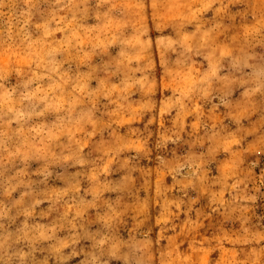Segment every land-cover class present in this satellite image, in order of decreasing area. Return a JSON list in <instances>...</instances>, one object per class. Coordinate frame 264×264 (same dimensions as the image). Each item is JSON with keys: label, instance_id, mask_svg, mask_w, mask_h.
Segmentation results:
<instances>
[{"label": "rangeland", "instance_id": "374dc122", "mask_svg": "<svg viewBox=\"0 0 264 264\" xmlns=\"http://www.w3.org/2000/svg\"><path fill=\"white\" fill-rule=\"evenodd\" d=\"M0 264H264V0H0Z\"/></svg>", "mask_w": 264, "mask_h": 264}]
</instances>
